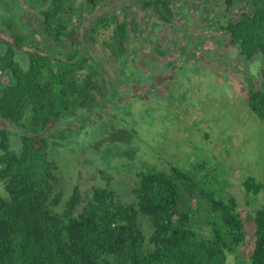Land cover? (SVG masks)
Returning a JSON list of instances; mask_svg holds the SVG:
<instances>
[{"label":"trees","instance_id":"16d2710c","mask_svg":"<svg viewBox=\"0 0 264 264\" xmlns=\"http://www.w3.org/2000/svg\"><path fill=\"white\" fill-rule=\"evenodd\" d=\"M119 1L0 0V121L10 129L0 128V182L6 192L0 196V264H229V257L233 264H264V204L257 206L264 184L245 176V207L240 208L229 192L228 168L211 146L200 157L163 170L138 161L136 181L125 191L118 187L124 184L109 153L96 159L72 152L73 159H83L71 174L61 170L55 142L68 141L83 127L105 129L94 127L103 103L98 95L109 81L88 51V43L95 41L91 23L113 24V53L119 58L126 48L139 52L130 34L136 23L102 12ZM218 1L230 14L236 10L220 29L229 34L235 59L245 67L247 106L264 121V0ZM174 5L153 0L144 2V9L152 22L166 24L175 21ZM244 6L248 10L241 12ZM177 9L189 27L186 6L178 3ZM96 14L101 16L90 22ZM82 23L87 25L84 32ZM166 66L157 65L154 75L133 67L138 79L132 82L140 85L142 96L144 90L159 94V77L166 71L161 67ZM108 97L114 105L112 95ZM102 121L106 130L116 125L110 117ZM59 125L65 129L51 133ZM213 135L224 152H232V136ZM78 169L94 171L88 193L78 184ZM248 206L254 207L250 213Z\"/></svg>","mask_w":264,"mask_h":264},{"label":"rangeland","instance_id":"374dc122","mask_svg":"<svg viewBox=\"0 0 264 264\" xmlns=\"http://www.w3.org/2000/svg\"><path fill=\"white\" fill-rule=\"evenodd\" d=\"M18 1L20 0H16ZM146 1L153 0H122L102 10L125 19L128 23H136V31L130 34L134 47L139 50L138 54L126 48L123 56L125 59L119 58L120 56L113 53V49L116 51L117 48L112 39L113 24L103 26L105 23H91L90 28L95 25L96 29L91 34L95 41L88 43V51L103 65L109 81L104 93L98 95V101L103 103L94 127L97 130L105 129L103 132H92L88 127H83L78 135L71 134L68 141L55 142L57 146L53 153L57 154L59 166L68 175L71 171L74 172V168L84 158L83 153L96 159L108 155L107 153L112 154L110 165L119 168L117 177L124 185L118 184V187L125 191L129 183L136 181L137 169L134 165L138 161L145 160L163 170L169 164L190 162L211 146L219 157L218 160L228 168L229 180L232 182L229 192L237 198L239 207L244 209L245 193L241 184L245 176H253L264 184V145H261L264 121L257 119L247 106L249 84L243 74L245 67L240 60L235 59L236 52L230 46L229 34L220 29V25L227 23L229 15L230 18L234 17L236 10L230 14L228 8L221 7L218 0L205 4L198 0H170L175 2L172 6L175 21L165 24L158 20L152 22L144 9ZM178 3L184 4L186 11H189L188 16L192 20L189 27L178 16ZM247 10L248 7L244 6L241 12ZM21 15L26 20H31L28 14ZM99 16L101 15L96 14L90 22ZM218 22L219 26H215ZM85 29L87 25L82 23L81 32ZM92 37L89 36L88 41ZM147 40L148 44L144 45ZM83 42L84 39L81 46ZM140 53L144 54L142 58ZM121 59L125 62H121ZM164 64L168 66L162 68ZM157 65L162 66L161 70H166L159 77L161 80L158 84L163 86L158 91L163 92L157 91L159 94L154 97L144 90L142 96L141 90H138L140 85L132 82L133 78L138 79L133 67L145 72L151 70L150 73L153 74L160 68ZM166 85L171 88L165 87ZM108 94L114 98V105L109 101ZM108 117L115 119L116 125H110V129L106 130L104 123L107 122L102 120L108 121ZM0 128L10 130L1 121ZM55 129L51 133L64 130L65 126L59 125ZM206 129L210 138H207ZM238 130L241 134L236 133ZM213 131L216 134L224 132L225 136H232L231 144L234 148L230 149L231 153L222 150ZM247 140H254L256 145L249 144ZM72 152L83 158L73 159L70 154ZM142 152L146 156L142 157ZM97 162L100 164L99 170L104 171L102 162ZM79 172L84 173L80 176ZM97 172L95 170V174ZM103 176L109 175L103 173ZM76 177L78 184L85 186L83 193H88L91 186H87L95 183L94 171L91 174V171L78 169ZM128 193L123 194L125 198ZM0 196H6L1 182ZM263 204L264 191L257 206ZM253 208L248 206V212ZM247 216L251 218L250 215ZM243 255L248 257V251ZM233 258H228L229 264H233Z\"/></svg>","mask_w":264,"mask_h":264}]
</instances>
